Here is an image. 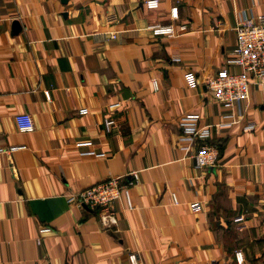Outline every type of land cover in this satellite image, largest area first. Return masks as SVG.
Wrapping results in <instances>:
<instances>
[{
  "label": "crops",
  "instance_id": "crops-1",
  "mask_svg": "<svg viewBox=\"0 0 264 264\" xmlns=\"http://www.w3.org/2000/svg\"><path fill=\"white\" fill-rule=\"evenodd\" d=\"M146 1L0 0V148H21L0 155V264H264V79L241 123L214 130L215 166L198 169L179 141L187 114L222 122L206 83L239 71L235 29L245 16L264 24V0ZM21 113L34 132L17 130ZM118 177L134 182V209L115 202L116 225L68 203Z\"/></svg>",
  "mask_w": 264,
  "mask_h": 264
},
{
  "label": "built area",
  "instance_id": "built-area-1",
  "mask_svg": "<svg viewBox=\"0 0 264 264\" xmlns=\"http://www.w3.org/2000/svg\"><path fill=\"white\" fill-rule=\"evenodd\" d=\"M161 2L162 0H147L145 6L148 10H157ZM171 18L172 20L178 19L177 8L171 10ZM114 21L115 18L110 17V22ZM186 29V26H183L180 27L179 31H186ZM150 30L155 36H168L170 38L177 36V31L173 25H154L150 27ZM235 31L237 34V46L233 57L228 60V66H236L239 71L232 72L226 67L206 83V88L211 92L214 100L227 111L222 122L216 127H201L200 116L197 114H187L180 120L182 134L179 141L183 145L182 149L188 154L197 149L194 157L197 162V168L201 170L215 166L219 159V147L211 143L214 130L230 128L241 123L248 110L253 80L264 79V24H260L253 18L245 16L239 22ZM101 37L106 38V34L101 35ZM118 37L119 33L113 32L108 39L117 40ZM173 61L180 62L181 59L176 56ZM184 78L189 88L196 89L199 86L198 78L193 72H187ZM153 88L155 90L158 89L157 82H153ZM15 124L17 130L22 134L32 133L36 129L34 119L29 113L18 114L15 117ZM105 125L108 129H111L115 126V122L111 119H106ZM245 129L252 130L254 125H246ZM20 149L19 147L0 148V155L8 152L13 153ZM90 155L103 156L95 153ZM131 176L136 183L138 174L133 173ZM134 182L124 184L120 177L111 178L68 196V203L99 211L102 225L111 227L117 224L116 214L111 209L115 202L123 199L128 210L134 209L131 194V186ZM172 199L174 204H179L175 194H172ZM193 210L199 211L200 206L197 204L193 205ZM236 258L239 263L243 262L241 253H237ZM129 260L131 264H140L136 254H131Z\"/></svg>",
  "mask_w": 264,
  "mask_h": 264
},
{
  "label": "water",
  "instance_id": "water-1",
  "mask_svg": "<svg viewBox=\"0 0 264 264\" xmlns=\"http://www.w3.org/2000/svg\"><path fill=\"white\" fill-rule=\"evenodd\" d=\"M17 27V26H16ZM16 29H18V28H16Z\"/></svg>",
  "mask_w": 264,
  "mask_h": 264
}]
</instances>
